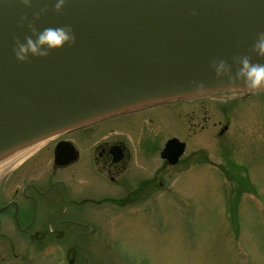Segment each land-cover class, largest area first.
Returning <instances> with one entry per match:
<instances>
[{"label": "water", "instance_id": "obj_1", "mask_svg": "<svg viewBox=\"0 0 264 264\" xmlns=\"http://www.w3.org/2000/svg\"><path fill=\"white\" fill-rule=\"evenodd\" d=\"M54 5L33 0L27 9L20 0H0V157L137 103L229 89L226 80L217 84L212 60L255 61L251 46L264 31V0H66L60 13ZM45 8L36 31L70 26L76 43L19 63L15 40L36 39L20 18L32 21ZM198 83L206 89L198 91ZM184 149L170 140L162 158L175 165ZM76 155L62 142L55 160L67 165Z\"/></svg>", "mask_w": 264, "mask_h": 264}, {"label": "rangeland", "instance_id": "obj_2", "mask_svg": "<svg viewBox=\"0 0 264 264\" xmlns=\"http://www.w3.org/2000/svg\"><path fill=\"white\" fill-rule=\"evenodd\" d=\"M229 90L162 100L178 104L157 113L142 136L120 117V129L127 126L123 139L148 153L149 166L161 164L167 139L188 143L189 156L173 168L168 194L158 193L161 199L150 203L155 210H137L140 203L121 194L120 211L118 203L93 207L82 170L66 242L28 249L27 261L11 264H264V92L233 91L232 99L252 97L230 106L224 104ZM70 138L82 155L80 169L87 159L85 131ZM51 155L42 149L14 173L6 168L0 188L8 177L20 184L29 171L49 164ZM126 178L136 185L133 173Z\"/></svg>", "mask_w": 264, "mask_h": 264}, {"label": "flooded vegetation", "instance_id": "obj_3", "mask_svg": "<svg viewBox=\"0 0 264 264\" xmlns=\"http://www.w3.org/2000/svg\"><path fill=\"white\" fill-rule=\"evenodd\" d=\"M251 97V94L233 99L231 96H225L229 101H224V104L231 106ZM177 104L178 102H169L141 107L61 134L31 152L19 166L8 171L7 173H14L42 149H48L52 153L49 164L29 171L20 178V184L16 179L10 180L8 177L2 185L3 189L0 188V263L11 264L13 260L23 263L27 261L25 254L28 249L38 251L44 245L58 247L62 242H66L64 236L71 233L74 223L72 216L73 208L77 205L76 190L80 176L78 174L82 170L86 174L87 195L90 196L93 207L118 203L120 211L121 194L126 195L127 199L132 197L138 201L140 204L136 205L137 210H155L156 208L150 207V203L161 199L157 197L158 193L168 194V182L172 177L173 168L178 167L180 162L189 156V153L186 155L188 143L177 136L167 139H177L185 144L184 153L178 163L171 165L168 160L162 159L161 153V164L149 166L147 162L151 159L148 153L143 148L135 150L123 139L127 126L120 129V117L128 121V124L132 123L137 133L142 136L145 130H141L148 129L156 122L154 119L157 113L161 115ZM195 125L191 124L192 127ZM83 130L88 142L85 150L87 159L84 167L78 169L76 165L81 162L82 155L70 137ZM226 130L227 127L221 129L220 134L223 135ZM61 142L70 143L77 154L76 159L67 165H58L55 160L57 146ZM59 153L63 158L67 157L69 146L61 148ZM131 173L137 182L136 185H132L126 178ZM3 179L4 177H1L0 181ZM109 187L115 189L117 194H110ZM91 210L95 211L92 207ZM38 255L37 253L36 257Z\"/></svg>", "mask_w": 264, "mask_h": 264}, {"label": "clouds", "instance_id": "obj_4", "mask_svg": "<svg viewBox=\"0 0 264 264\" xmlns=\"http://www.w3.org/2000/svg\"><path fill=\"white\" fill-rule=\"evenodd\" d=\"M20 3L27 9L33 7V0H20ZM65 5L66 0H55V12H62ZM46 12V8L41 9L39 13L33 15L32 21H29L27 16L20 18V26L27 25L36 39L27 36L23 42L19 39L15 40L13 54L19 63H29L31 58L46 59L52 52L60 51L65 46L71 47L76 43L75 34L70 26L45 27L41 31H36L35 21ZM251 53L255 55V61L251 55L234 56L231 63L223 58L213 59L210 67L217 84L224 86L226 80L227 87L232 91L243 89L257 94L264 92V31L257 33L251 46ZM196 89L204 91L206 86L198 83Z\"/></svg>", "mask_w": 264, "mask_h": 264}, {"label": "bare ground", "instance_id": "obj_5", "mask_svg": "<svg viewBox=\"0 0 264 264\" xmlns=\"http://www.w3.org/2000/svg\"><path fill=\"white\" fill-rule=\"evenodd\" d=\"M144 102L146 103L147 100ZM140 104L141 103H137V104L131 105L129 107L132 108L133 106H137ZM91 120L92 119L85 121L83 123H87ZM52 136H54V133L46 135L44 137H41L40 139L33 142V144L26 146L23 149H19L17 151L6 153L5 155L1 156L0 157V172H3L6 168H9L12 164L17 162L18 160H21L23 158V155L29 153L30 151H32V149L36 148L37 146H40L42 144V142H45L47 139H50Z\"/></svg>", "mask_w": 264, "mask_h": 264}]
</instances>
